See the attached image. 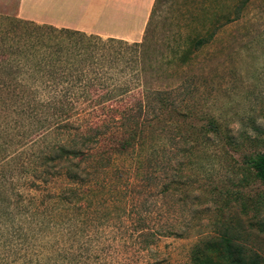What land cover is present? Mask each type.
Wrapping results in <instances>:
<instances>
[{
	"label": "trees",
	"instance_id": "obj_1",
	"mask_svg": "<svg viewBox=\"0 0 264 264\" xmlns=\"http://www.w3.org/2000/svg\"><path fill=\"white\" fill-rule=\"evenodd\" d=\"M140 44L0 17V173L11 167L12 179H29L15 188L31 189L18 195L15 225L0 222V264H39L37 251L53 257L81 242L100 262L119 256L122 244L135 257L180 234L156 226L139 197L145 180L175 179L162 185V198L179 189L184 169L173 160L180 155L166 147L187 135L175 102L141 90ZM204 129L229 140L215 118ZM260 135H245L246 142L264 144ZM244 163L264 186V153L245 155ZM190 264L262 262L223 233L197 243Z\"/></svg>",
	"mask_w": 264,
	"mask_h": 264
},
{
	"label": "rangeland",
	"instance_id": "obj_2",
	"mask_svg": "<svg viewBox=\"0 0 264 264\" xmlns=\"http://www.w3.org/2000/svg\"><path fill=\"white\" fill-rule=\"evenodd\" d=\"M21 3L0 0V17L25 20L20 16ZM230 13L237 16L235 20L211 30ZM200 39L205 45L198 48ZM138 43L141 90L155 94L151 99L162 93L175 102L180 110L174 117L187 134L166 147L171 155H180L173 160L174 167L184 169L179 189L162 198V185L175 179L145 180L139 197L153 209L156 226L180 234L163 237L152 252L135 257L130 245L122 244L117 247L119 256L100 262L89 258L81 242L74 248L65 246L53 257L39 250L38 263L190 264L197 243L226 233L264 264V186L244 163L245 155L264 153V144L246 142L245 137L260 135L254 127L264 137V0H156ZM210 118L219 121L231 144L206 134ZM151 123L157 125L158 120ZM192 148L195 158L189 161ZM10 169L0 173V222L13 226L20 211L18 195L26 196L31 189L15 188L29 179H12ZM53 181L55 188L61 186L59 179Z\"/></svg>",
	"mask_w": 264,
	"mask_h": 264
},
{
	"label": "crops",
	"instance_id": "obj_3",
	"mask_svg": "<svg viewBox=\"0 0 264 264\" xmlns=\"http://www.w3.org/2000/svg\"><path fill=\"white\" fill-rule=\"evenodd\" d=\"M156 0H22L25 20L141 42ZM32 7L38 8L34 11Z\"/></svg>",
	"mask_w": 264,
	"mask_h": 264
}]
</instances>
